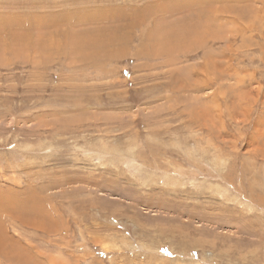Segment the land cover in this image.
Listing matches in <instances>:
<instances>
[{"label":"rangeland","instance_id":"rangeland-1","mask_svg":"<svg viewBox=\"0 0 264 264\" xmlns=\"http://www.w3.org/2000/svg\"><path fill=\"white\" fill-rule=\"evenodd\" d=\"M0 264H264V0H0Z\"/></svg>","mask_w":264,"mask_h":264},{"label":"bare ground","instance_id":"bare-ground-1","mask_svg":"<svg viewBox=\"0 0 264 264\" xmlns=\"http://www.w3.org/2000/svg\"><path fill=\"white\" fill-rule=\"evenodd\" d=\"M16 215V214H15ZM25 216V215H24Z\"/></svg>","mask_w":264,"mask_h":264}]
</instances>
